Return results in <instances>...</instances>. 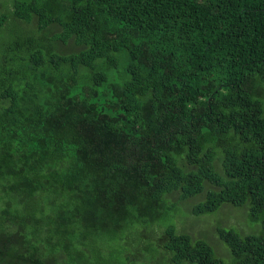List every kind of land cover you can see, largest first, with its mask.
<instances>
[{"label":"trees","instance_id":"trees-1","mask_svg":"<svg viewBox=\"0 0 264 264\" xmlns=\"http://www.w3.org/2000/svg\"><path fill=\"white\" fill-rule=\"evenodd\" d=\"M263 96L264 0H0V264H264Z\"/></svg>","mask_w":264,"mask_h":264},{"label":"rangeland","instance_id":"rangeland-1","mask_svg":"<svg viewBox=\"0 0 264 264\" xmlns=\"http://www.w3.org/2000/svg\"><path fill=\"white\" fill-rule=\"evenodd\" d=\"M9 28L13 29L14 27L9 26ZM10 35L11 34H9V36ZM262 102L264 103V96ZM204 199L205 194H201L187 201L188 203L186 204H183L182 202H180L179 204L182 203V206L187 205V208L191 209L193 206L203 201ZM174 204L175 205H173L172 209L167 212V223L165 226H168L171 223L174 225L177 231L185 230L183 232L198 236V238H195L204 240L212 245L217 255L219 254L221 256H225L226 252V246L218 238L219 229H233L236 232L241 233L242 235L260 234L261 231H263L261 229L260 223H252L249 216H246L248 213L247 206L238 209L226 205L216 210L215 212L194 216L190 214V211L188 212V210H185V208L181 205L176 203ZM112 247L113 245L111 246V249H114L115 246L113 248ZM140 254L144 259H151V254L142 252V249H140ZM113 255L117 258L120 257V253L118 251L114 252ZM221 256L219 258L224 260Z\"/></svg>","mask_w":264,"mask_h":264}]
</instances>
